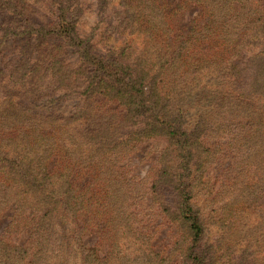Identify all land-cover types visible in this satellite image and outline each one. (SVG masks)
I'll return each mask as SVG.
<instances>
[{
  "label": "trees",
  "instance_id": "1",
  "mask_svg": "<svg viewBox=\"0 0 264 264\" xmlns=\"http://www.w3.org/2000/svg\"><path fill=\"white\" fill-rule=\"evenodd\" d=\"M180 1L204 20L185 35L155 0H0V214L29 228L20 246L3 231L0 264H111L115 243L99 258L75 230L49 239L85 212L142 237L146 180L122 162L148 140L166 143L147 189L175 264H212L235 224L264 219V0Z\"/></svg>",
  "mask_w": 264,
  "mask_h": 264
},
{
  "label": "rangeland",
  "instance_id": "2",
  "mask_svg": "<svg viewBox=\"0 0 264 264\" xmlns=\"http://www.w3.org/2000/svg\"><path fill=\"white\" fill-rule=\"evenodd\" d=\"M155 2L163 5L166 12H171L170 23L173 31L185 35L191 27L204 24V20L201 18L199 9L196 6L183 5L180 0H155ZM89 20L87 19V21ZM165 145L166 143L163 140L145 141L122 162L128 168L130 175L137 179L145 177L146 180L144 190H141L142 194L139 192L135 195L132 207L129 210V212L133 211L135 215L137 214L132 229L136 233L141 232L142 237H135L132 232L129 233L128 229L117 230L116 232L113 230L112 232L109 229L110 218L107 215H102L101 218L97 219L92 214L85 212L78 217L73 225H69L68 220L64 217L65 219L61 220L55 228L53 236H50L49 242L54 241L55 244H59L62 239L67 241L75 230L78 232L76 234L78 242L86 248H96L99 258H103L109 252L111 244L115 243V253L110 258L111 264H147L143 257L151 258V255L148 252L138 255V238L147 244L150 253L169 257L170 263L175 264L179 260L177 253L173 252V242L178 237L177 231L163 218L156 205L151 204L149 206L151 196L147 189L157 171V157ZM218 176L219 168L216 165L205 172V177L209 179V182L214 183L211 195H214L217 190L218 183L216 180ZM219 205H221V202ZM9 215L8 211L0 214V236L6 229L9 231L7 239L11 245H26L28 243L29 228L23 227L24 224H20L21 226L17 229L7 227ZM224 215H227V213ZM229 217L233 222V217ZM254 217L258 218L259 215H254ZM252 223H254L252 228L242 229L243 224L239 226L235 224L229 230L230 232L236 231V234L239 233V236L235 237L238 244L234 247L220 243L215 250L212 264H234V262L236 264H264V219ZM222 230L226 231L227 229L223 228ZM245 232L247 233L245 234ZM210 237L214 238L215 236L211 235ZM261 251L263 255L258 258L257 255Z\"/></svg>",
  "mask_w": 264,
  "mask_h": 264
}]
</instances>
